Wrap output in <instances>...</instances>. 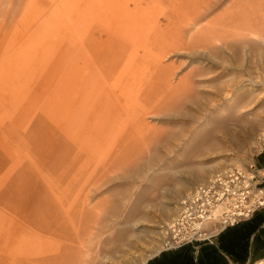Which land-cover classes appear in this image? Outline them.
I'll return each instance as SVG.
<instances>
[{"label":"rangeland","instance_id":"rangeland-1","mask_svg":"<svg viewBox=\"0 0 264 264\" xmlns=\"http://www.w3.org/2000/svg\"><path fill=\"white\" fill-rule=\"evenodd\" d=\"M92 1L0 0V247L23 253L16 257L22 264L87 259L74 247L62 259V248L71 247L62 238L68 225L83 220L109 223L96 230L89 257L144 264L193 185L245 165L264 146L257 141L264 132V0H220L192 35L228 12L240 17V9L259 22L253 31L227 23L221 40L198 48L206 52L199 58L171 55L160 69L136 59L119 80L129 47L106 39L107 20L98 22ZM118 3L135 7L133 0L110 6ZM203 135L213 145L198 154ZM130 173L139 175L123 178ZM152 177L162 180L158 188H150ZM143 191L142 209L130 217ZM28 220H60L62 243L48 236L47 254L31 258L35 251L22 237ZM125 224L134 234L128 246L99 248V237Z\"/></svg>","mask_w":264,"mask_h":264},{"label":"bare ground","instance_id":"bare-ground-1","mask_svg":"<svg viewBox=\"0 0 264 264\" xmlns=\"http://www.w3.org/2000/svg\"><path fill=\"white\" fill-rule=\"evenodd\" d=\"M115 1L116 0H93L92 4H91L92 5L91 11L94 14V16L98 15L97 17H99L98 18L99 23L106 22V20H107V24H105L107 26L106 31H105V36L107 37L106 39L108 41L113 43V41L118 40V38H119V39H121L122 45L129 47L126 58L122 57V61L125 64H123L121 66L122 70L119 71L118 76L116 77L117 80L120 79V77L122 75V71L124 73V68L129 67V65L132 63V61H134L136 59L142 58L144 60H147L152 64L154 69H160V67L162 66V61L171 55L178 54L180 56L188 57L191 60H195L196 58H199L198 54L201 55L203 53V55H204L206 52H204V50H200L198 48L202 47L204 49L205 45H209V44L212 45L211 43H213L215 41V39L221 40L222 33L225 31L224 28L227 29V27H225V26H229L227 23H234L236 26H240L242 29H247L250 31H253L256 27H258V25H260L259 22L256 20V18L255 19H249L247 13L244 12V9H240L238 11L241 14V15H238L240 17L235 18L234 17L235 15L232 16L230 14V12H228L226 20H225V16L215 18L212 21H210L208 26L203 27V29H205V31L201 32L200 34L192 35V30H193L194 26L196 28V26H198V24L200 22H203V20L210 14V12L215 8L216 4H218L220 2V0H166V1H168L169 4L167 5V7L162 8V10L158 9V7H160L162 0H133V3L135 4V5L133 4L135 6L134 8H133V6H132V8H129L128 5L122 6L119 3L110 6V4L112 2H115ZM141 3H144V5H142ZM103 8L106 11L107 16L104 13L105 11L101 12V9H103ZM81 10L82 9L79 8L80 12H81ZM108 13H110L111 18L108 17ZM242 13L246 14V15H243ZM221 19H223V20H221ZM159 24H161L162 26L159 27L158 26ZM223 29H224V31H223ZM165 30L168 31V33L162 34ZM80 40H82V39H80ZM141 45L143 46L142 48H140ZM148 46H150V47L148 48ZM205 47L207 48V46H205ZM98 49H100V48H98ZM188 49H190V50H188ZM143 52H145L146 54H144ZM122 54H123V51H122ZM120 58L121 57H119L118 59H120ZM177 115L179 116V114H177ZM182 115L184 117L188 116V114L186 112H183ZM188 117H190V116H188ZM207 138L208 137L206 135H203L201 137V139L200 138L198 139L199 141H198L197 146L195 148L196 153L199 154L201 151H203L202 149L205 148V145L207 146L208 150L212 148L213 143L209 142L207 140ZM257 141L260 142L261 145L262 144L264 145V132L259 133V135L257 136ZM259 147H260V145H259ZM263 147H261V149ZM261 149H259V151ZM205 150H206V148H205ZM253 162H254L253 159H251V160L247 161L246 164L248 163L247 164V166H248L249 164H251ZM245 165H242V166H245ZM242 166H233V167H242ZM221 171H223V170H221ZM221 171H218V172H221ZM215 174L216 173L212 174L211 176L207 177L203 181L198 182L197 184L193 185L192 187H195L199 184L204 183L205 181H207L210 177H212ZM138 175H139V173H135V174L130 173V174H127L126 176H124L123 178L129 179V178H133L135 176L138 177ZM150 181H151L150 188L155 189V188L159 187V184L161 183L162 180L159 178H156V177H152V178H150ZM146 192L147 191H143L142 193L137 195L132 206L128 210V215L130 217L133 215H136L137 213H139L141 211V209H142L141 204L147 196ZM171 193H173V191H171ZM148 205H151L150 202L146 203V207H148ZM167 209H163V211H162L163 215L168 214ZM114 213H115V211H114ZM20 221H19V224H21ZM83 221L84 222L79 226L70 225L71 223L70 224L68 223L69 225L67 227V231L64 234V237H62V238H64L66 241L71 242V243H69L71 247H68L67 245L64 246L63 248L61 247L62 252H63L62 259L65 261L66 258H68L67 257L68 253H70V251L73 250L71 248L74 247L77 252L82 253L83 255L86 254V256L88 257L87 259H84L82 261V259L80 260V258H81V254H80V257L78 259V260H80V262L78 264H112L113 261H115V260H113L112 263H110V259L109 258L105 259V256L104 257L102 256V258L100 260H97V261H95L94 258L89 257L90 252H92L94 249V244L93 243L90 244V242L94 241L96 236H99V234L96 233L97 232L96 230L104 231L105 229L108 228L107 225H109V223L107 224L106 220H83ZM28 223H29V225H26V227H27L26 231L27 232L22 230V229H19L20 227L18 229L22 230V237L29 242V244L31 245V247L33 249V252L35 251L31 255L34 257H31V258H36V259L39 258L40 259L42 256H45L47 254V250H45L46 249L45 247H46V245H49V244L45 241L49 240L50 236L55 237L59 243L61 242L60 241V236H61L60 235V232H61L60 231V220H28ZM118 223H120V222H118ZM123 223H125V222H123ZM123 223L121 222V224H123ZM126 225L127 224L122 225L118 229L116 228L114 230L115 232H114L112 237H108V238L99 237V241H98L99 248H101L102 246L107 244L109 241H113V244H116L115 249L117 251L122 250L123 248L128 246L130 243L129 241L131 240L130 238L132 236H134V234L132 235V234L128 233V230L126 228L128 226H126ZM6 226H9V225L6 224ZM6 226H5V228H7ZM14 226H16V225L14 224ZM17 226H16V229H17ZM3 227H4V225H3ZM24 229H25V227H24ZM6 230H8V229H6ZM37 230L39 231V233ZM10 232H12V235H13L14 232L12 231V229L10 230ZM10 232H7V233H10ZM0 234H2V233H0ZM20 234H21V231H20ZM20 234H18V235H20ZM14 236H16V235L14 234ZM14 236H12V237H14ZM17 236H16V238H17ZM10 237H11V233H10L9 238ZM165 237H166V231H165L164 241H163L161 248L164 247V242L166 241ZM2 238H5V236L3 237V235H2ZM86 238H89L88 239L89 243L87 245H84L83 241ZM5 240H6V238H5ZM3 242L4 241H2V245L3 244L6 245ZM6 242H7V240H6ZM24 242H26V241H24ZM4 250H6V249L0 247V261H1V257L5 256V257H12L10 262L8 260L5 261L6 264H22L21 260L16 258V257H18V256L23 257L24 256L23 253L17 254L16 252H18V251H14V250L13 251L12 250L11 251L10 250L4 251ZM51 251H53V250H51ZM57 251H59V253H60V249H57ZM48 257H50V256H48ZM59 257H60V254H59ZM113 257H111V258H113ZM51 262L52 261L50 260V263ZM45 263H46V261H45ZM257 264H264V261H260Z\"/></svg>","mask_w":264,"mask_h":264},{"label":"built area","instance_id":"built-area-1","mask_svg":"<svg viewBox=\"0 0 264 264\" xmlns=\"http://www.w3.org/2000/svg\"><path fill=\"white\" fill-rule=\"evenodd\" d=\"M253 163L216 172L192 187L181 199L179 213L167 225L163 248L207 240L264 209V166Z\"/></svg>","mask_w":264,"mask_h":264},{"label":"crops","instance_id":"crops-1","mask_svg":"<svg viewBox=\"0 0 264 264\" xmlns=\"http://www.w3.org/2000/svg\"><path fill=\"white\" fill-rule=\"evenodd\" d=\"M264 166V147L253 157ZM264 261V209L228 226L209 239L177 248H161L144 264H257Z\"/></svg>","mask_w":264,"mask_h":264}]
</instances>
